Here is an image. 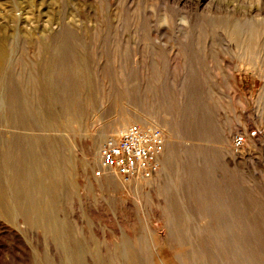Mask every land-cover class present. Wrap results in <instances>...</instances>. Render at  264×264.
<instances>
[{
	"label": "rangeland",
	"instance_id": "374dc122",
	"mask_svg": "<svg viewBox=\"0 0 264 264\" xmlns=\"http://www.w3.org/2000/svg\"><path fill=\"white\" fill-rule=\"evenodd\" d=\"M1 36L0 264H107L128 245L138 264L195 250L222 264L205 230L221 205L264 264V0H0ZM135 111L177 136L172 179L161 158L139 192L112 171L96 176ZM253 130L236 151L233 137ZM104 134L95 170L85 144ZM25 195L58 235L26 221Z\"/></svg>",
	"mask_w": 264,
	"mask_h": 264
},
{
	"label": "bare ground",
	"instance_id": "6f19581e",
	"mask_svg": "<svg viewBox=\"0 0 264 264\" xmlns=\"http://www.w3.org/2000/svg\"><path fill=\"white\" fill-rule=\"evenodd\" d=\"M4 42H6V41L5 40L3 41V38L1 36V38H0V80L2 79L1 76H2V73H4V69H5V68H3V66L6 63H8L7 61L9 60L8 58H9V55H10L8 53V47L6 48V45L4 44ZM1 98H2V100H1ZM3 98H4L3 93L0 92V110H2L3 107H4V99ZM48 120H47V124H48L47 128H50L49 125H51V123H50L51 120L50 121H48ZM44 124H46V123H44ZM127 125H130V126L131 125H139L141 127H156V128H159V129L160 128L161 129L165 128L162 131H163L164 134L166 133L165 135L167 137V147H166V150H165V152H164V154L162 155L161 158L163 159V164H164L163 169L166 171V173L172 179V174H170V165L172 167V164L175 161V153H174L173 148H172L171 145H173V143L175 141V137H177V136L173 133V131H171V129H169V126L168 125H163L162 126L159 123L158 118L153 117L152 115H147L146 113H140L139 111H135L133 113V116H129L128 114L124 115L122 117V119L117 123L114 132H116L118 129L125 128ZM107 136H108V134H104L101 137L99 136L100 138L96 142H92L91 141V142H87L85 144L86 160L90 164V166H92V168L95 169V170L97 169L96 167L98 166V160L100 159V152H99L100 140L102 138L107 137ZM33 153H35V152H33ZM188 156L190 157L191 161H194V162L198 163L199 154H194L193 155V154L190 153ZM160 162H161V159H160ZM46 169H47V171H49L48 166H47ZM179 173H181L180 169L177 170V178H179V176H178ZM111 174H113V176L115 177V178L113 177L114 180L111 183L115 184L116 183L115 180L119 176H118V174H116V172L114 173L113 171L111 172ZM193 174H194V172H193ZM105 175L106 174H103L101 178L102 179H105L106 177L110 178V176H108V175L105 176ZM156 175L157 174H155V175H153L152 177H149V178L138 177L136 179H133L129 183L134 182L136 190L139 192L141 189H145V187L149 186L152 178L154 176H156ZM190 175H192V174H190ZM179 180H180V178H179ZM152 182L155 184L154 181H152ZM44 186L46 187V185L45 184L43 185L42 182L37 184V188H38V190H37L38 192L37 193L39 195H41L40 193L42 192V189L45 188ZM53 187H54V184H53ZM44 190L46 192V189H44ZM49 194H51V193H49ZM49 194H47V195H49ZM2 197L3 196L0 193V216H1L2 213L5 214L6 210H7L6 205L3 203V198ZM30 197H27L25 195V197L22 199L23 200L22 204L24 205V207H26V214H27L26 221H28V222L30 221L33 224L40 225V227L42 226L44 231L49 232V234L51 233L50 235H52V234L54 236L58 235V231L55 230V228H54V223L55 222L52 221L53 219H51V220L47 219L46 216L42 212H40L38 210H31L30 211L29 206H31V205L35 206L36 205L35 201L32 199V197L31 198ZM38 198H40V197L38 196ZM37 199L35 198V200H37ZM37 204H38V207H40L41 204L40 203H37ZM208 214L210 215L209 218L211 220H216L217 221V225L218 226L212 227V226L209 225V227H206L205 230L209 233V236L211 235L212 239H214L216 241V244H217V249H216L217 253L216 254L219 255L221 263L222 264H230L229 258L233 255L232 257L234 259L233 260L234 264H255L256 262L254 263L252 261V259H250L248 257V253L246 251V248L243 247V244L241 243V242H244V239H243L242 234H241L240 225L233 223V220H232V217H231V209L229 207L225 206V205H221V207L218 208V209H216L215 207L211 208L210 212ZM178 227H179V225H178L177 219L174 218L172 220V228H171L172 235H177V236L180 235V230H179ZM180 248H182V246ZM134 249H135L134 245H133V247H130V245L123 246V249L118 253L119 260H118V258L116 259V256H117L116 252H114V254H113V252H112V254H110L108 252L109 253V258H107V260L109 262L107 264H109V263H113V264H138L137 263L136 250L134 251ZM113 251H115V250H113ZM193 252L198 253L197 256H194V257L191 256V257L195 258V263L196 264H213L214 263V262L206 261V259L204 257L206 254L200 253L199 250H195ZM193 258L189 259V256L183 253V254H181L179 260L174 259L171 264H194L193 263ZM104 260H105V257H104ZM105 263H106V261H105ZM149 264H170V263H169L168 260L162 259L160 262H151Z\"/></svg>",
	"mask_w": 264,
	"mask_h": 264
},
{
	"label": "built area",
	"instance_id": "2783aa9c",
	"mask_svg": "<svg viewBox=\"0 0 264 264\" xmlns=\"http://www.w3.org/2000/svg\"><path fill=\"white\" fill-rule=\"evenodd\" d=\"M257 130L233 137V148L243 149L247 138H255ZM166 150V139L162 130L156 127L131 125L118 136L107 139L101 149L100 169L96 176L104 171H114L126 181L134 178H149L161 169L160 159Z\"/></svg>",
	"mask_w": 264,
	"mask_h": 264
}]
</instances>
